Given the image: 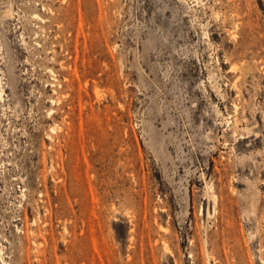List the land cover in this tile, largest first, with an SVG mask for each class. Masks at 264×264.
<instances>
[{"label":"rangeland","instance_id":"obj_1","mask_svg":"<svg viewBox=\"0 0 264 264\" xmlns=\"http://www.w3.org/2000/svg\"><path fill=\"white\" fill-rule=\"evenodd\" d=\"M0 264H264V0H0Z\"/></svg>","mask_w":264,"mask_h":264},{"label":"bare ground","instance_id":"obj_2","mask_svg":"<svg viewBox=\"0 0 264 264\" xmlns=\"http://www.w3.org/2000/svg\"><path fill=\"white\" fill-rule=\"evenodd\" d=\"M12 11V10H11ZM9 13H10V11H7L6 12V10H5V12L3 13V14H5V15H9ZM2 14V13H1ZM13 15V14H12ZM245 71V70H244ZM53 101V100H52ZM195 105V104H194ZM210 191H211V189H209Z\"/></svg>","mask_w":264,"mask_h":264}]
</instances>
